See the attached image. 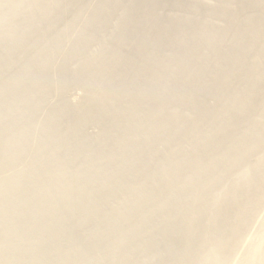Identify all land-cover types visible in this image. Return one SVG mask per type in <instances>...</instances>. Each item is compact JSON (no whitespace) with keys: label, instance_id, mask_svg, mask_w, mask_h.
<instances>
[{"label":"rangeland","instance_id":"1","mask_svg":"<svg viewBox=\"0 0 264 264\" xmlns=\"http://www.w3.org/2000/svg\"><path fill=\"white\" fill-rule=\"evenodd\" d=\"M48 1L52 4L50 5L52 10L50 7L45 8L44 6ZM154 1L155 0H45L41 4L42 0H0V41H3H1L2 43L0 42V50H2V52L0 51V84H2L0 85V99L2 98L0 100V105L3 104L0 106V133L2 136L0 141L6 144V142L11 140L9 143L12 146L10 147L8 143V148L7 146L5 147L7 150L5 149L2 152L1 150L4 149L3 146L5 145L2 142V146L0 142V264H73L79 257H81L80 259L82 261H85L83 264H91L92 260H97L99 262L98 264H104L103 260L108 255L102 256V254H100L98 258H96L92 252H87L84 255L76 254L75 250L70 252L72 248L83 244V240H87L93 246L98 245L101 241L109 237V230L104 231L101 228L100 231H96V225L98 223L107 225L114 224L115 229L127 228L128 231L130 227H137L140 225L139 228L134 229L136 233L133 234V236L136 234L138 236H143L144 233L152 230L153 224L162 226L160 228L162 233L165 234L170 228L177 226L179 216L169 218L164 214L162 216L156 215L157 213L155 212L156 209L159 210V204L161 207L165 206L164 201L168 197L166 195V190L169 189H163L155 196L153 195L154 190L148 188L147 191L150 193L148 195H153L154 199L157 198V204L154 207L146 204V210L137 208L135 212L130 213L129 200L135 199L137 196L142 197L141 195H147L146 192H143L144 190L137 191L138 189H136L138 186H142L145 183V178L140 179V175L130 176L123 185H118L116 189L123 190L126 187L132 188L131 192L126 196H120L118 192L121 191H115L106 195L108 204L111 205V200L114 199L116 207L108 210L105 217H103L104 220L96 218L98 220L93 222L94 226L91 229L78 227L73 223V220L77 218L83 225L87 224L91 209L88 210L85 207L86 211H84L85 205L82 200L70 198L71 195L74 196L76 193L80 194V192L82 194L83 190H88V177L83 179L80 175L79 177L81 179L77 178L80 174L79 172H81L80 168H77L81 160H83L84 153H88V149L90 154L88 155L85 153V155H87L85 157L89 156L91 158L94 155L92 154L94 153L93 150L96 151V146L99 145V143L105 142L107 148L99 152L97 151L98 153L102 152L103 154L106 153L111 155V157H118V162L125 159L132 160V155H130L131 157L119 155L120 150H122L124 146H129L130 144L129 141H125V138L133 141L135 143L133 145H141L140 147L143 149L147 143H140V141L137 140L140 135L139 133L124 132L121 135L122 132L120 130L134 127L137 123L141 122L142 116L145 114L146 116L150 114L166 116L169 111L178 114L184 110H182V108H174L171 105L168 107H155L150 104L149 100H144L139 103L141 106H139V108L136 107V110L132 112L128 111L126 116L120 115L116 118V116H114L115 99H113L112 96L107 97L105 99L106 103L97 109L99 116L109 118L107 123L98 122L96 120L98 119L97 117L89 121L87 116L86 118L83 116V111H85L84 108L90 106L93 101L103 96L100 92L101 88L99 89L101 82L107 84V92L121 94L124 91V89L121 88V84H117L116 82L111 83L113 80L107 71L108 66L109 68L115 66L116 69L120 71L119 76L122 79L133 80L129 89L133 91L134 96L143 88V85L144 88L150 87L145 83V80L151 76L150 71H146L141 75L138 74L139 63H141L143 58L152 56L149 59L151 65H155L157 61L161 62V69L159 68L158 71L152 73V78L162 76V73L167 68L176 66L175 62L179 59H182L183 62L184 58L179 54H181L182 49H184L187 44L179 39L174 32L172 33V30L171 32L170 30H160V27L172 25L173 27L179 26L178 22L170 21V17L175 15L182 18L186 17L191 23L198 18L201 20L203 16L201 13L207 10H200L197 7L188 10L186 9L187 6L184 0H170L157 3L159 4L157 8L151 10L149 7ZM220 1L221 0H200V2L211 5L213 9L215 8V11L216 8L219 9ZM105 2L111 4L112 8L106 10V12L105 10L102 12L100 10L101 7H104ZM43 6L46 10L44 9V11L42 8V12L40 8ZM232 7L234 8L233 5ZM239 9L234 8L231 13H238L236 16H240V13L245 15L243 12L246 11V9ZM31 10H34V14ZM36 10H38V16L35 14ZM129 12L132 13L130 15L131 21L125 26L119 25L118 19H123V16ZM258 15L259 12L257 10L254 13V17ZM41 16H43V18H41L42 21L39 19ZM44 18H46L48 22ZM48 19H50L51 22ZM150 20L153 24H149ZM211 20L215 24L219 21L215 16H213ZM135 21L139 22L137 23ZM168 21H170V23H168ZM104 24L106 25V30L102 29ZM191 31L195 32L197 30ZM154 34H161L163 36L157 39ZM196 39H200V37L197 36ZM230 41L232 43L233 39H230ZM230 41L226 40L224 43L216 44V49L219 51L220 49L228 48L230 46ZM113 44H116L115 47L117 48L114 49V51L112 50L110 57L106 59L107 61L105 60L106 64L99 66L97 68L98 70L96 69L94 72L86 73V68H88L89 65H93L96 57L105 54L107 49ZM193 45L198 44L193 43ZM133 47L137 48L133 49ZM178 48L181 49V52L177 50ZM119 49L125 50L126 56L121 58L119 56ZM189 61L188 65L192 68L195 61L197 62V59L195 61ZM217 63L216 60L209 62L206 68L207 74L211 75L213 73V69ZM10 80H13L12 82H14V85ZM226 82L234 83L233 85H235L236 88L238 86L246 87V84L243 85L241 82H232L228 77H224L219 83L225 84ZM174 83L176 82H173V79L166 81L164 83L167 85L165 89L176 90L178 87H176ZM3 84H5V86H3ZM192 85L195 86L194 83H192ZM2 87L3 90H1ZM21 87H24V90L31 88L29 91H21ZM214 89L215 91L219 90L217 86H214L211 88V92H214ZM101 91H105L104 86ZM95 93L97 94L95 95ZM7 97L11 99L12 103ZM199 97L202 96L199 94ZM4 98H6L8 102ZM10 103L12 105H9ZM25 103L28 105V108ZM121 103L123 104V107H121L122 110H127L126 107L129 106L130 103L134 104L129 98L122 99ZM30 105L35 109L31 108ZM5 106L9 109H4ZM30 108L34 110V112H32ZM209 111L211 113L210 116L218 113V110L214 106L211 107ZM50 118L51 122L49 123L48 120ZM52 119H55V121ZM188 127L189 126H186L185 129ZM2 129L4 130L3 132H1ZM142 129V131H144V128ZM203 129H206V126H204ZM69 130L72 131L69 132ZM202 131L204 132L206 130ZM126 133H129L131 136L126 135ZM48 138L53 147L62 142H65L66 145H63L65 147L58 146L61 150H58L57 146V149L53 150V153L55 151L56 154L54 153L53 160L50 159V162H48L50 163L49 165L53 163L52 166L46 163H43L42 166L40 162H36L35 167L37 169L33 167L29 173V167H26L29 160L32 156L35 158V155L41 153L39 150H41V146L44 145L45 141V144H49ZM81 138H84V144L80 141ZM22 139H27L26 141H28V144L31 146L29 147L31 150L22 148ZM12 140H18V142L16 141L17 145L15 141L13 143ZM19 140L21 143H19ZM78 140L83 144V146L81 145L82 150L86 149L84 152L80 150L81 153H83V156L80 155V157L78 154L80 152L76 148ZM155 144H157V153H155V155H157L158 158L164 155H172L166 162L164 171L170 170L174 164L173 158L175 157L179 160L190 162L199 157L198 153L186 154L184 151L189 147V144L180 139H175L171 145H166L161 141ZM192 145L191 143L190 146ZM8 149L9 154L7 152ZM200 150L203 149L200 147ZM219 150L221 151V149ZM5 151L7 152L6 154H8H5V156L9 157L12 154L13 156L11 157H13L14 161H12L10 157V159L8 157H3ZM53 153L48 154V156L51 158ZM220 154L221 152L217 150L211 156L203 157V161L208 162L210 159L218 155L220 156ZM14 155H18L19 158L16 159ZM71 158H74V160L77 159L76 161L70 162L73 170H71V167L68 168L69 164L67 165V163H65L67 161L69 163V161L72 160ZM55 159L61 161L57 162ZM51 160L54 162H51ZM60 162L61 164H59ZM56 163H58L59 166L56 165ZM63 164L67 166L66 170L70 169V171H74L75 173L72 175V172L70 173V171L67 170V172L65 170L67 173H70V176H66L67 173L63 172V177L57 178V182L54 180V185L61 184L65 189L63 183H66V186L67 183H69L73 188L75 185L70 184L71 181L75 182L76 186L73 189L67 186L70 193L58 196L57 186L53 188L54 185H52L54 182L51 184L52 188H49L47 185L49 177L47 180H44V182L46 181L45 185L48 189L43 182L42 184H40V182L44 179V176L46 177V175L49 176L51 174L50 167H52L53 171L54 165L57 169ZM228 167H230L231 170V166ZM106 170L114 176L122 171H127L128 166L122 167L116 162L112 168H106ZM55 171L56 170L53 172L55 173ZM76 171H78V175ZM98 172L100 174L104 173L102 169ZM233 172H235V174H240L242 170L236 167ZM37 174H42L41 176L43 177L40 182L38 181L39 185L36 184L38 186H32L33 190L32 187H30L31 185L29 186L32 193L30 192L29 195L27 193L18 195L15 193L21 188L23 190L24 188L26 189V186L22 184L26 183V181L22 182V178L28 175V177L32 179ZM63 178L66 181H62ZM71 178L73 180H70ZM83 182H87V185ZM152 182L155 185L160 183V186H162V184H165V179L161 178L160 180L154 177ZM78 183H80V185ZM61 185L58 186V188L61 187ZM82 186L84 189H82ZM197 188L200 193L205 191L210 192V189H212L206 184L203 187L202 185H197ZM52 189L56 197L51 193ZM54 189L56 190L54 191ZM112 189L115 188L113 187ZM180 189L181 187L178 186L175 190H171L175 195L172 198L177 197ZM78 190L80 192H77ZM47 191H49V193ZM42 193L45 194V198L51 197H49V199L46 198L44 202V195ZM42 195L43 197H41ZM52 197L53 199L50 200ZM40 198L42 202L38 203ZM188 199L187 207L183 208V211H187L188 208L196 204L200 196H189ZM263 200H261L262 203L258 205L257 215L253 220L249 221L250 223H248L247 231H242L246 238L249 237V242L247 239V243L243 244V247H247L248 244L250 245L252 240H260L261 246L264 248ZM172 207L174 206H167V209ZM206 208L208 207H205V209ZM38 210L39 215L36 212ZM77 214H80V217H77ZM110 215L113 217L108 220ZM198 220L199 215L194 218L193 223H199ZM59 224L62 226H58ZM90 236L91 239H89ZM137 255H140L139 252H137ZM63 257L64 259L61 261ZM189 264H195V257Z\"/></svg>","mask_w":264,"mask_h":264},{"label":"bare ground","instance_id":"2","mask_svg":"<svg viewBox=\"0 0 264 264\" xmlns=\"http://www.w3.org/2000/svg\"><path fill=\"white\" fill-rule=\"evenodd\" d=\"M43 1L45 0H42L41 4ZM164 1L170 0H155L149 8L153 10L159 5L157 3H163ZM184 1L187 6L186 9L188 10H191V8L194 9L195 7L200 10H207L201 13L203 15L201 20L198 18L191 23L186 17L182 18L175 15L170 17V21L178 22L179 26L173 27L172 25L160 27V30H170V32L172 30V33L174 32L179 39L187 44L185 48L182 49V52L180 48L177 49L181 52L179 55L184 58L183 62L182 59H179L175 62L176 66L167 68L162 73V76L154 77L156 78L154 79L152 78V73L158 71V69L162 67L161 62L157 61L155 65H151L149 59L152 56L143 58L141 63H139L138 74L141 75L146 71H150L151 76L145 80V83L150 87L144 88L143 85V88L134 96L133 91L129 89L133 80L122 79L119 76L120 71L116 69L115 66H111L110 68L108 66L107 71L113 80L111 83L116 82L117 84H121V88L124 89V91L121 94L107 92V84L100 80L101 85L99 89L101 88L100 92L103 96L93 101L90 106L85 105V111H83L84 109L82 110L84 115L81 114L85 118L87 116L89 121L97 117L98 119L96 120L98 122L107 123L109 118L99 116L97 109L106 103L105 99L107 97L112 96L113 99H115L114 116H116V118L120 115L126 116L128 111L132 112L136 110L141 106L139 103L144 100H149L150 104L155 107H168L171 105L174 108H182V110L184 109L183 112L181 111L176 114L173 111H169L166 116L160 114L158 116L151 114L146 116L145 114L142 116L141 122L137 123L134 127L120 130L122 132L121 135L124 132L139 133L140 135L137 140L140 141V143H147L143 149L140 147L141 145H133L135 144L133 141L125 138V141H129L130 144L129 146H124L122 150H120L119 155H132V160L125 159L118 162V157H111V155L106 153L103 154L102 152L98 153L107 148L105 142L99 143V145L96 146V151L93 150L94 153H92L94 154L93 157H85L87 156L85 152L83 160H81L77 168H80L81 172H79L80 174L78 175V171H76L78 175V177L77 175L76 177L79 179H81L79 177L80 175L83 179L88 177L87 180L89 182H86L89 185L87 186L88 190H83L81 194L80 189V191L78 190L77 192H80L81 195L74 191L76 194L70 196L72 199L82 200L84 202V211H86V208L88 210L91 209L87 224L83 225L77 218L73 220V223L78 227L91 229L94 226L93 222H95V220H104L103 217H105L108 210L116 207L114 199L111 200V205L108 204L106 195L115 191H121L118 192V194L120 196H126L131 192L132 188L126 187L123 190L116 188L118 185H123L130 176L140 175V179L145 178V183L142 186H138L136 189H138L137 191L144 190L143 192H146L147 195H141L142 197L137 196L135 199L133 198L134 200H129L130 213L135 212L137 208L146 210V204L154 207L157 204V198L154 199L153 195L156 196L163 189H169L166 190V195L169 198L167 197L164 201L165 206L161 207L159 204V210L156 209L155 212L157 213L156 215L162 216L164 214L169 218L179 216L177 221L178 224L170 228L166 234L162 233L160 228L162 226L153 224L152 230L147 231L143 236H138L137 234L133 236V234L136 233L134 229L139 228L140 225L137 227H130L128 231L127 228L115 229L114 224L107 225L98 223L96 225V231H100L101 228L104 231L109 230V237L101 241L98 245L93 246L87 240H83V244L72 248L70 252L75 250L76 254L81 255L92 252L96 258H98L100 254H102V256L108 255L103 260L104 264H189L194 257L195 264H264V250H262L264 248L261 246V241L252 240L250 245L248 244L247 247H243V244L247 243L249 237L246 238L242 232L243 230L247 231L248 223H250L249 221L253 220L257 215L258 205L262 203L261 200L264 198V175H262L264 174V0H221L219 3L220 7L219 9L216 8V11L211 5L200 2V0ZM50 5L52 4L48 1L44 6L45 8H51ZM232 5L234 8H240L239 10L245 8L246 11L243 12L245 15L240 13V16H236L238 13H231V11H233L232 9H234ZM44 6L40 8L41 11L42 8L43 10L45 9ZM110 8H112L111 4L105 2L104 7H101L100 11L103 12V10H105L106 12V10ZM38 10L35 11L36 15ZM257 10L259 15L254 17V13ZM131 14L132 13L129 12L123 16V19L119 18V25L125 26L128 24L131 21ZM213 16L219 19L216 24L211 20ZM41 18H43V16L39 18L42 21ZM39 19L37 20L40 21ZM48 20L50 21V19ZM170 21H168V23H170ZM135 22L138 23L139 21ZM149 24H153V22L150 20ZM105 26V24L102 26L103 30H106ZM191 30L197 31L193 32ZM154 36L159 39L162 38L163 35L154 34ZM197 36H199L200 39H196ZM230 39H233L232 43ZM226 40L230 41V46L218 51L216 49V44L224 43ZM193 43H197L198 45H193ZM115 45L116 44H113L109 47L105 54L96 57L93 65H89L88 68H86V73L94 72L99 66L106 64V59L110 57L112 50L114 51V49L117 48ZM136 48L137 47H133V49ZM0 51L2 52V50ZM119 56L121 58L126 56V51L119 49ZM196 59L197 62L195 61ZM189 60L195 61L192 68L188 65L190 62ZM213 60H216L218 63L214 67L213 73L209 75L206 72V68L209 62ZM224 77H228L232 82H241L243 85L246 84V87L238 86L236 88L235 85H233L234 83L231 82H226L225 84L219 83ZM170 79L176 82L174 83V85L178 87L176 90L165 89L167 85L164 83ZM192 83H194L195 86H193ZM12 84L14 85V82H12ZM3 86H5V84H3ZM103 86L105 87L104 92L101 91L103 90ZM214 86H217L219 90L215 91L214 89V92H211V88ZM24 87H21L22 89L20 90L29 91L31 88L24 90ZM1 90H3V87ZM96 94L97 93H95V95ZM199 94L202 97H199ZM125 98H129L134 104H131V102L130 105L126 107L127 110H122L121 107H123V104L121 100ZM4 99L6 100V98ZM8 100L11 102V99L8 98ZM8 100L6 101L8 102ZM11 103L9 105H12ZM27 106L26 104V107ZM213 106L216 107L218 113L210 116L211 113L209 110ZM6 108L9 109L5 106L4 109ZM32 112H34V110H32ZM53 121H55V119ZM48 122H51V118ZM186 126L189 127L185 129ZM204 126H206V129H203ZM142 128H144V131H142ZM202 130H206L207 132H203ZM3 131L2 129L1 132ZM71 131L72 130H69V132ZM129 133H126V135L131 136ZM1 138L2 136L0 139ZM175 139L183 140L185 143L187 142L189 144V147L184 151L186 154L198 153L199 157L192 162L179 160L175 157L173 158L174 164L170 170L164 171L166 162L172 155H164L158 158L157 155H155V153H157V144L155 143L161 141L166 145H171ZM26 140L22 139V148L29 149L31 146ZM9 141L11 142V140ZM9 141H5L6 144H8ZM14 141L15 143L16 141L18 142V140ZM49 141L50 139L48 142ZM80 141L83 143L85 140L81 138ZM80 141H77L76 148L81 153V151L84 152L86 149L82 150L84 143L82 144ZM45 142L44 145H40L41 150L39 151L41 153L35 155V158L32 156L29 160L26 166L29 167V173L32 170L31 168L36 166V162H40L42 166L43 163L49 165V160L54 157L55 151L53 153V150L57 149L58 146L65 147L63 145H66L65 142H62L55 145L54 148L50 142L49 144H45ZM19 143H21L20 140ZM191 143L193 144L192 146H190ZM6 144L4 143L5 146H3L4 149L2 147V152L6 149V146L8 148L10 143L8 145ZM10 147H12L11 144ZM200 147L203 150H200ZM59 149L61 150V148H58V150ZM219 149H221V151ZM217 150L221 152L220 156L218 155L208 162L203 161V157H209ZM7 152L9 154V149ZM7 152H4L3 157H8L5 156ZM50 153H53L51 158L48 156ZM80 153H78L79 157L80 155L83 156V153ZM86 154H90L89 149ZM11 156H13L12 154L9 157L14 161ZM14 157H16V159L19 158L18 155H14ZM71 159L69 163L68 161L65 163H67V165L69 164L68 168L71 167V170H73L70 162L76 161L77 159ZM52 160L51 162H54ZM116 162L122 167L128 166V170L113 176L106 168H112ZM52 164L53 163L49 166H52ZM59 164H61V162ZM59 164L56 163L58 166ZM65 166L66 164H63L60 165L62 169L60 167L56 169L54 165L53 169L56 170L55 173L53 172L54 170L52 171V167H50L51 176L46 175L43 180L42 174H37L32 179L29 178L28 175L25 176L22 178L23 180H21L22 182L26 181V183H22L26 186V189L24 188L23 190L21 188L15 193L17 195L24 193L29 195L30 192L32 193L31 188H29L30 185V187L38 186V181L40 182V180H42L40 184L43 182L45 185L46 181L44 182V180H47L48 177L49 182L46 184L50 188L53 182L52 185L55 184V181L57 182V178L63 177V172L65 173L67 170L70 171V169L66 170L67 166ZM228 166H231L232 171ZM236 167L241 168L242 172L240 174H235V172H233ZM101 169L104 172L103 174L98 172ZM71 172L72 175L75 173L74 171H70V173ZM70 173H67L66 176H70ZM154 177L160 180L164 178L165 184H162V186H160V183L155 185L152 182ZM64 180L63 178L62 181ZM70 180L73 179L71 178ZM65 184L66 183H63L65 189L61 184L59 188L58 186L60 185L53 186V188L57 186L58 196L70 193L68 189L72 185L67 183L69 187L67 188ZM70 184L76 186L75 182L70 181ZM78 184L80 185V183ZM205 184L212 189H210V192L205 191L200 193L197 185H202L203 187ZM75 186H73V188ZM178 186L181 187L180 192H177L178 195L176 198H172L175 195L171 190H175ZM113 187L115 189H112ZM148 188L154 190L153 195H148L150 194L147 191ZM56 189H54V191ZM82 189H84L83 186ZM47 192L49 193V191ZM51 193H53L54 196L56 195L53 189ZM43 195V201L51 197L45 198V194ZM43 195L41 197H43ZM189 196H200V199L196 204L188 208L187 211H183V208L187 207ZM53 197L50 198V200L53 199ZM40 202H42L41 198L38 203ZM167 206L174 207L167 209ZM205 207L208 208L205 209ZM36 212L39 215V210ZM36 212L34 213L37 214ZM198 215L199 223L195 224L193 223L194 218ZM77 217H80V214ZM111 217L113 216L110 215L108 220ZM58 226L62 225L59 224ZM89 239H91V236ZM89 245L91 246L88 247ZM137 252H139L140 255H137ZM80 258L81 257L73 264H83L85 261H82ZM63 259L64 257L61 258V261ZM98 263L97 260L91 261V264Z\"/></svg>","mask_w":264,"mask_h":264}]
</instances>
